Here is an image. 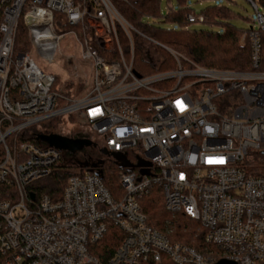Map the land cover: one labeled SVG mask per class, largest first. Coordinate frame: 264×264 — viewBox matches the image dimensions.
I'll use <instances>...</instances> for the list:
<instances>
[{"label": "built area", "instance_id": "2783aa9c", "mask_svg": "<svg viewBox=\"0 0 264 264\" xmlns=\"http://www.w3.org/2000/svg\"><path fill=\"white\" fill-rule=\"evenodd\" d=\"M247 1L256 9L244 36L252 69L238 72L195 64L132 26L112 0H0V264H264V175L249 172L264 156V14ZM206 21L187 16L190 25ZM21 24L25 51L16 50ZM67 36L90 68V75L82 69L88 91L78 99L63 94L31 54L53 63ZM154 45L174 69H160L165 60ZM66 60L78 77L74 57ZM62 117L60 132L41 127ZM66 125L129 164L119 199L90 171L71 176L61 200L37 195L35 185L72 154L37 137L75 138ZM155 187L171 216L201 224L221 259L173 243L150 224L145 200ZM112 225L124 237L104 262L95 246Z\"/></svg>", "mask_w": 264, "mask_h": 264}, {"label": "trees", "instance_id": "16d2710c", "mask_svg": "<svg viewBox=\"0 0 264 264\" xmlns=\"http://www.w3.org/2000/svg\"><path fill=\"white\" fill-rule=\"evenodd\" d=\"M113 4L121 15L135 28L141 30L157 42L180 53L195 64L218 70L229 71H250L251 66V47L250 41L244 37L241 30L232 26L229 21L232 17L231 11L227 7H210L202 14L206 17L205 24H219L224 26L223 32L189 31L191 26L187 22V16L194 14L187 7V0H178V9L169 7L166 22L178 25L179 31L165 32L153 25L143 22L144 18H158L160 15V0H112ZM126 40L123 41L127 52ZM16 50H28L27 32L23 24L20 25L17 34ZM163 50V49H162ZM165 60V65H161V70L174 69L175 62L164 52L159 51ZM143 55L142 49H137V57ZM167 56V57H166ZM264 69V68H263ZM56 79V85L59 84ZM65 103L60 102L63 106ZM75 117H70L71 119ZM67 118H57L45 121L41 127L49 133L60 132L61 124L66 123ZM72 123V122H71ZM68 125H66L67 127ZM75 138H89L90 134H74ZM38 143L34 138L29 139ZM88 151L94 153L90 156ZM105 150L99 149L96 145L85 148L81 153L65 154L63 162L58 165L52 175L35 185L37 195H47L58 201L62 199L63 192L67 185V180L78 172L90 171L100 175L105 187L115 199L123 195L121 187V174L127 170L126 166L118 164L112 160H99L98 155L105 154ZM82 153L85 156H82ZM94 157V158H93ZM258 169L261 173H255ZM251 175H264V156L260 155L253 162L249 170ZM145 211L149 216L150 224L163 232L166 230L164 225L168 222L170 214L165 210L163 196L159 188H154L145 200ZM169 226H174V233L170 238L173 243H181L196 249L200 254L210 256L213 253L215 258L221 259L219 251L205 241V231L197 221H189L183 214L175 216V220L168 222ZM123 233L115 226H110L105 238L98 243L96 253L102 261H107L115 252L121 241Z\"/></svg>", "mask_w": 264, "mask_h": 264}, {"label": "rangeland", "instance_id": "374dc122", "mask_svg": "<svg viewBox=\"0 0 264 264\" xmlns=\"http://www.w3.org/2000/svg\"><path fill=\"white\" fill-rule=\"evenodd\" d=\"M254 4L257 6V10L264 14V0H254ZM186 5L188 8L192 10V12L195 15L202 14L210 7H215V6L227 7L232 13L231 19L227 22L230 23L232 26L236 27L237 29L241 30L244 34L250 29V27L253 24V20L256 17V9L247 0H187ZM169 7H172L175 10L178 9V0H160L159 17L158 18H144L143 22L148 25H153L156 28H159L165 32L179 31L180 27L178 25L166 22V17L168 15ZM188 30L189 31L223 32L224 26L219 25V24H193L188 28ZM73 41L74 40L72 39L71 36H67L60 43L59 49L56 52L55 60L53 63H47L46 61L41 60L35 54V52H32L31 54L35 62L42 69V71L51 72L53 75H55L59 79V82H60L59 84L61 86V90L63 94L67 95L68 97H73L75 99H78L79 96L80 97L83 96L88 91L86 87H87V82H89V77L88 76L85 77L82 69H84L90 75V68H89V65L82 60L80 51L78 49H76L75 51L73 50L74 49ZM135 42L138 43L139 40L136 38ZM153 49L156 51L164 52V49L162 50L161 47L157 45H154ZM165 52L166 54L168 53L167 51ZM68 56H73L75 64L79 67L78 77H75V72L73 71L72 67H70L67 63L66 58ZM144 65L146 64L143 63L142 59L137 57L136 59L137 68L142 69ZM149 70H151V68H149ZM82 92L83 94L80 95V93ZM71 122L75 124L79 123L75 118L71 119ZM66 130L74 134H77L81 131L79 130V128H75L71 125H68L66 127ZM90 137L95 143V145L99 143L97 137H95L93 134H90ZM81 152L82 151L78 153H81ZM88 154L90 156L93 155L96 157V155L90 151H88ZM82 156H85V154L82 153ZM98 158L99 160H110L107 154L98 155ZM172 220H175V217L170 216V218L167 221L169 222ZM168 222L164 225L163 228L166 229L164 231L171 238L174 233V226H169ZM212 255H215V254L213 253ZM219 255H222V254H220L219 252ZM163 264H172V263L169 261H165Z\"/></svg>", "mask_w": 264, "mask_h": 264}, {"label": "water", "instance_id": "95a60500", "mask_svg": "<svg viewBox=\"0 0 264 264\" xmlns=\"http://www.w3.org/2000/svg\"><path fill=\"white\" fill-rule=\"evenodd\" d=\"M37 139L47 143L51 147H55L61 151H67L72 154L83 151L85 148L95 146V143L89 138H72L59 134H40ZM107 154V152H104ZM118 158V156H117ZM124 166H129L128 163H123ZM34 199V195L31 196ZM216 264H237L227 259H221Z\"/></svg>", "mask_w": 264, "mask_h": 264}]
</instances>
